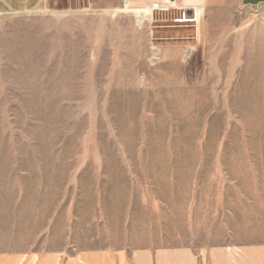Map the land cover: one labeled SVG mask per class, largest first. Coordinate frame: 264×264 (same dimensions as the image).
<instances>
[{"label":"rangeland","instance_id":"1","mask_svg":"<svg viewBox=\"0 0 264 264\" xmlns=\"http://www.w3.org/2000/svg\"><path fill=\"white\" fill-rule=\"evenodd\" d=\"M237 1L0 14V250L264 242V6Z\"/></svg>","mask_w":264,"mask_h":264},{"label":"crops","instance_id":"2","mask_svg":"<svg viewBox=\"0 0 264 264\" xmlns=\"http://www.w3.org/2000/svg\"><path fill=\"white\" fill-rule=\"evenodd\" d=\"M160 1L162 0H0V14H32L51 10L64 13L71 11V4H77L81 9L85 6L93 12L111 13L113 18L126 13L125 10L134 16L144 17V11L148 10L149 5ZM176 1L178 8L183 3L188 7L195 6L198 1L214 4L217 1L225 3L226 0ZM237 3L242 8L264 6V0H238ZM0 264H264V242L215 246L208 241L199 245L185 243L168 247L148 244L141 247H103L76 251L0 250Z\"/></svg>","mask_w":264,"mask_h":264},{"label":"built area","instance_id":"3","mask_svg":"<svg viewBox=\"0 0 264 264\" xmlns=\"http://www.w3.org/2000/svg\"><path fill=\"white\" fill-rule=\"evenodd\" d=\"M176 0H167V1H160V2H155L152 4V9L153 12H164V11H169L173 10L176 8Z\"/></svg>","mask_w":264,"mask_h":264},{"label":"bare ground","instance_id":"4","mask_svg":"<svg viewBox=\"0 0 264 264\" xmlns=\"http://www.w3.org/2000/svg\"><path fill=\"white\" fill-rule=\"evenodd\" d=\"M163 1H167V0H162V2ZM153 4V3H152ZM152 4L151 5H149V7L147 8L148 9V11L150 12V15H151V17L153 18V14H154V12H153V9H152ZM176 5V4H175ZM177 7V6H176ZM176 9V8H175ZM191 12V11H190ZM189 20L190 18L187 16V15H185V19H183V20ZM192 21H193V19H192Z\"/></svg>","mask_w":264,"mask_h":264}]
</instances>
